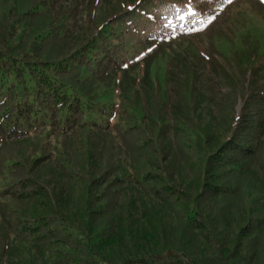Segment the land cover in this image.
I'll use <instances>...</instances> for the list:
<instances>
[{
  "label": "trees",
  "instance_id": "16d2710c",
  "mask_svg": "<svg viewBox=\"0 0 264 264\" xmlns=\"http://www.w3.org/2000/svg\"><path fill=\"white\" fill-rule=\"evenodd\" d=\"M96 1L79 16L78 0H0V264H264V179L250 167L264 174V113L213 146L174 116L151 118L153 137L138 85L154 93L156 54L203 23L124 0L93 28ZM151 1L165 15L143 31L154 46L129 54ZM250 38L236 55L254 100L264 45Z\"/></svg>",
  "mask_w": 264,
  "mask_h": 264
},
{
  "label": "rangeland",
  "instance_id": "374dc122",
  "mask_svg": "<svg viewBox=\"0 0 264 264\" xmlns=\"http://www.w3.org/2000/svg\"><path fill=\"white\" fill-rule=\"evenodd\" d=\"M85 1L90 0L77 2L79 16L84 15ZM182 1L164 0L161 4L166 8L178 10L176 14L179 15V21L191 23L196 20L203 23L204 30L195 36L183 35L177 41L171 42L170 46H166L167 49L165 47L160 49L152 60L149 76L155 79L160 87L163 85L169 87L172 95L171 105L165 106L158 90L159 86L153 93L150 84L142 82L138 85L141 95L140 107L147 113L145 125L153 137L156 135L155 128H158L153 119L159 116H174L188 125L199 127L203 138L206 135L209 138L212 136L209 143L213 146L215 139L232 123L239 121L240 116L252 119L254 112H262V115L264 113V98L259 96L253 100L247 95L251 66L241 63L239 56L236 55L238 49L249 46L250 37L253 35L258 36L264 45V4L263 0H231L230 3L229 0ZM70 2L71 0H57L58 8L64 10ZM121 2L124 0H97L91 12L93 28L101 19L120 11L123 8ZM151 3L152 1L149 5L144 3L149 9L146 14H134L137 23L144 28L127 31L128 37L125 42L129 54L142 51L143 47L154 46V42L143 38V31L145 27L155 25L153 20L157 15H165L164 10L159 9L162 5L156 8L152 7ZM211 16L215 18L209 22ZM162 21L163 18H158L155 21L156 25ZM200 51L202 54H199ZM261 60L263 64L261 62L262 68L258 72V79L263 88L259 91L263 93L264 57ZM186 81L192 83L193 95L186 88L189 87ZM127 102L130 104L129 99ZM250 167L264 179V174L255 163L250 162ZM166 170L165 172L170 173L174 179L178 178L179 171L176 165ZM35 264L44 263L38 261Z\"/></svg>",
  "mask_w": 264,
  "mask_h": 264
},
{
  "label": "snow or ice",
  "instance_id": "6c2138e0",
  "mask_svg": "<svg viewBox=\"0 0 264 264\" xmlns=\"http://www.w3.org/2000/svg\"><path fill=\"white\" fill-rule=\"evenodd\" d=\"M231 2V0H229V3ZM191 11V10H190ZM214 16L209 17V22L211 21V19H214Z\"/></svg>",
  "mask_w": 264,
  "mask_h": 264
}]
</instances>
